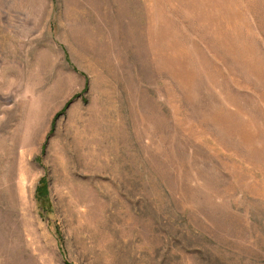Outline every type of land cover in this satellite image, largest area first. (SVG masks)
Masks as SVG:
<instances>
[{
	"label": "rangeland",
	"instance_id": "374dc122",
	"mask_svg": "<svg viewBox=\"0 0 264 264\" xmlns=\"http://www.w3.org/2000/svg\"><path fill=\"white\" fill-rule=\"evenodd\" d=\"M0 264H264V0H0Z\"/></svg>",
	"mask_w": 264,
	"mask_h": 264
},
{
	"label": "trees",
	"instance_id": "16d2710c",
	"mask_svg": "<svg viewBox=\"0 0 264 264\" xmlns=\"http://www.w3.org/2000/svg\"><path fill=\"white\" fill-rule=\"evenodd\" d=\"M40 184L37 188V199H38V201H40V204L43 207H46L47 211H50L51 207H49V198L47 196V188H46L47 183H46L45 179L41 180Z\"/></svg>",
	"mask_w": 264,
	"mask_h": 264
}]
</instances>
